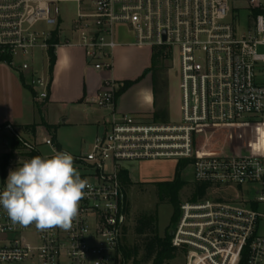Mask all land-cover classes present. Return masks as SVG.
I'll return each mask as SVG.
<instances>
[{"label":"built area","instance_id":"1","mask_svg":"<svg viewBox=\"0 0 264 264\" xmlns=\"http://www.w3.org/2000/svg\"><path fill=\"white\" fill-rule=\"evenodd\" d=\"M64 1L0 0V56L9 58L1 62L26 75L25 84L40 102L49 95L48 50L60 44ZM71 1L75 17L62 43L80 46L93 70L112 71L119 27L131 34L132 45L165 47L177 55L181 121L116 112L119 86L112 77L103 78L91 102L110 115L91 149L73 156L90 187L72 228L14 225L0 206V264H127L120 252L128 221L120 173L128 171V162L158 159H190L193 182L211 190L182 203L170 231L184 264H264V235L258 232L264 214L257 209L264 203V155L259 154L264 151V0H233L243 2L241 8L226 0ZM54 31L57 44L51 43ZM37 57L46 58L44 69L37 67ZM243 125L260 132L254 152L196 153L199 126ZM36 132L0 122V143L7 145L3 136L11 137L4 153L31 159L32 153L41 156L40 145L63 151L46 131L38 142ZM10 161L4 176L0 167V191L7 170L15 167ZM232 186L253 198L226 199L215 192Z\"/></svg>","mask_w":264,"mask_h":264},{"label":"rangeland","instance_id":"2","mask_svg":"<svg viewBox=\"0 0 264 264\" xmlns=\"http://www.w3.org/2000/svg\"><path fill=\"white\" fill-rule=\"evenodd\" d=\"M230 7L237 6L239 8L244 7L243 2H234L233 0H226ZM60 17H61V35L60 38L69 37L70 27L75 17L76 4L71 0H66L59 4ZM117 40L132 41V36L126 30L119 27ZM153 64L154 67H159L161 70L158 72V80L156 83V100L158 105L164 103V108L168 111V116L165 119H153L151 116L143 117L136 115L144 119H153L155 121H162L166 123H179L181 121L180 114V94H179V64L177 55L171 50H167L165 47H153ZM37 67H46V58L42 61L37 57ZM23 59L17 58L19 62ZM12 76H18L16 71L12 68L9 69ZM145 73V71H144ZM143 73V74H144ZM149 72H146L148 74ZM149 75V74H148ZM146 76V75H145ZM144 77V76H143ZM143 80V79H142ZM148 82V81H147ZM144 88V82L137 85L132 94L135 98H140L142 93H139ZM26 95L29 97L30 103L33 105L34 112L26 111L23 119L20 121L18 128H23L24 124H33V122H41L43 120V105L41 102H33L31 93L26 90ZM0 98L2 96L0 95ZM137 98V99H138ZM140 101L145 106L143 97ZM103 111L100 110L95 104H88L82 101L78 104H70L66 107H62L59 103H55L48 106V122L53 126L51 131H46L43 127H36L38 142L46 134L54 136L57 144L63 151H66L73 156H80L88 152L93 144V141L97 133L103 132L104 119H102ZM35 118V119H34ZM33 119L35 121H33ZM3 122V121H2ZM12 123V122H10ZM232 126H220L209 129L204 138V143L201 150V155H217L226 152L230 149L229 140L234 142L232 134ZM102 134V133H101ZM3 139L7 145L0 143V158L5 155V151H10L11 137L4 135ZM39 154L42 157H48L54 154V150L46 145L39 146ZM30 158L26 155L14 156L10 162H13L15 170L22 166L25 160ZM180 160L171 159H158V160H138L135 162H128V171H130V179L135 184L125 189L126 194V206L128 208V221L125 234L122 236L121 242L127 246H131L137 241V237L134 234L135 217L141 213L157 215V227L159 235H163L165 231H170L175 226L176 222L170 224V217L172 214V205L166 200L159 201L156 194L153 183L157 181L171 180L175 164ZM75 166V165H74ZM76 167V166H75ZM10 170H7L9 174ZM182 178L187 184L182 188L179 193V208L178 213L180 215V206L182 203L191 200V193L195 187V183L192 179L191 166L187 165L182 171ZM228 188V189H227ZM224 189H215V192L226 199L245 197L247 199L253 198V194L247 192L242 195L235 186L227 187ZM211 190L207 189V193ZM258 211L264 214V203H259L257 206ZM179 218V216H178ZM178 220V219H177ZM258 232L264 235V218H260L258 224ZM142 252H139L136 260V264H151V261H143L141 259ZM167 264H184V255L182 252H178L171 260L166 262ZM127 264H134L132 260H128Z\"/></svg>","mask_w":264,"mask_h":264},{"label":"crops","instance_id":"3","mask_svg":"<svg viewBox=\"0 0 264 264\" xmlns=\"http://www.w3.org/2000/svg\"><path fill=\"white\" fill-rule=\"evenodd\" d=\"M62 39L60 38V44L55 49L56 60L51 78L49 76L48 98L41 102L44 104L42 109L45 123L50 124L48 122L49 105L59 103L62 107H66L82 101L93 104L91 100L99 92L102 79L105 77H112L118 84V89L123 86L125 81L133 82L123 92L117 96L115 94L114 108L116 112L146 117L151 116L155 111H165L168 116V111L164 109L166 108L164 103L158 105L156 92L154 93L153 76L150 71L154 56L152 47L132 45L128 40H118L120 45L114 50L112 71L98 72L87 66L84 51L80 46L63 44ZM8 68L11 69L7 64L0 62V95L2 96L0 98V122H12L16 126H20L24 113L26 111L34 112L26 90L31 93L33 102L39 103V101L34 98L33 90L30 87L27 89L22 85L21 79L25 83L23 78H26V75L16 72L18 76H12ZM146 72H149V75ZM143 82L144 88L139 93H142L141 97H143L145 106L140 101L141 97H137V99L132 94L134 88ZM100 110L103 111L102 119L105 121L110 115V110ZM151 117L153 118V115ZM34 119L33 121H35ZM33 124L43 127L39 125L40 122H33ZM27 125L32 124H24V127ZM128 173L130 174V171Z\"/></svg>","mask_w":264,"mask_h":264},{"label":"clouds","instance_id":"4","mask_svg":"<svg viewBox=\"0 0 264 264\" xmlns=\"http://www.w3.org/2000/svg\"><path fill=\"white\" fill-rule=\"evenodd\" d=\"M259 154L264 155V151ZM89 187V181L81 178L74 166L72 154L57 151L50 157L37 155L10 170L0 191V206L14 225L68 231Z\"/></svg>","mask_w":264,"mask_h":264},{"label":"trees","instance_id":"5","mask_svg":"<svg viewBox=\"0 0 264 264\" xmlns=\"http://www.w3.org/2000/svg\"><path fill=\"white\" fill-rule=\"evenodd\" d=\"M59 42V38L57 37L56 31L53 32V37L51 39V43L57 44ZM4 60H9L7 56H0V62ZM56 55L55 49L50 47L48 50V73L51 78V74L53 71V67L55 64ZM161 70L159 67H154V64L151 65L150 71L152 72L153 76V85H154V93L156 92V83L158 79V72ZM22 85L30 89L23 80L21 79ZM133 84L132 81H125L123 86L120 87L116 91V96L126 90ZM34 96V93H33ZM154 119H165L166 112L165 111H155L153 114ZM41 126L46 131H51L53 126L50 124L45 123L43 120L40 122ZM37 124L27 125L25 128H31L32 131H35ZM208 127L199 126L195 132L194 137V145L196 149V153H199L202 149L205 134L208 131ZM234 142L229 140V147L233 153L237 154H249L256 150L260 132L256 126L246 125L240 126L239 128L233 129L232 134ZM52 138L56 141L55 137ZM57 144V142H56ZM59 147V145L57 144ZM37 153H32L30 156L31 158L37 156ZM13 158L12 153H8L3 155L0 158V167L2 170L3 176L5 175V169L8 165L9 161ZM190 163V159L180 160L175 164L173 177L171 180L166 181H157L154 182L155 194L159 201L166 200L169 202L173 209L172 214L170 217V224H173L177 221L179 213V193L182 188L187 184L185 180L182 178V171L183 169ZM121 181H122V188H123V195L126 203V194L125 189L129 186L135 184L131 181L129 177V173L127 170H121ZM208 187L204 184L198 185L195 184V187L191 193V200L196 201L198 199L203 198L207 193ZM126 212L128 213V208L126 206ZM126 230V229H125ZM125 234V231H124ZM134 234L138 238L137 241L132 244L131 246H127L120 243V252L124 259V262H128V260H132V263L136 264L137 260L136 257L139 252H142L141 259L143 261H151V264H167L169 260H171L178 252H181L180 249L171 245V236L170 234L165 231L163 235H159L158 227H157V215L155 213L151 214H144L141 213L135 217V225H134Z\"/></svg>","mask_w":264,"mask_h":264},{"label":"water","instance_id":"6","mask_svg":"<svg viewBox=\"0 0 264 264\" xmlns=\"http://www.w3.org/2000/svg\"><path fill=\"white\" fill-rule=\"evenodd\" d=\"M169 234L172 235V232H170Z\"/></svg>","mask_w":264,"mask_h":264}]
</instances>
